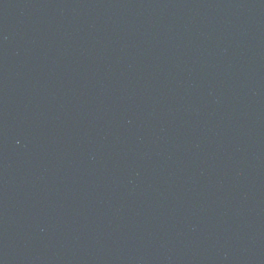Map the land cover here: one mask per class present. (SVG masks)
Instances as JSON below:
<instances>
[{"label":"water","instance_id":"water-1","mask_svg":"<svg viewBox=\"0 0 264 264\" xmlns=\"http://www.w3.org/2000/svg\"><path fill=\"white\" fill-rule=\"evenodd\" d=\"M0 264H264V0H0Z\"/></svg>","mask_w":264,"mask_h":264}]
</instances>
